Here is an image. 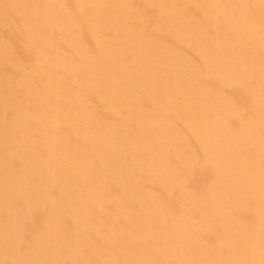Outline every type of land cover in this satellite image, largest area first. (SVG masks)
Returning <instances> with one entry per match:
<instances>
[{
  "label": "bare ground",
  "instance_id": "6f19581e",
  "mask_svg": "<svg viewBox=\"0 0 264 264\" xmlns=\"http://www.w3.org/2000/svg\"><path fill=\"white\" fill-rule=\"evenodd\" d=\"M0 264H264V0H0Z\"/></svg>",
  "mask_w": 264,
  "mask_h": 264
}]
</instances>
